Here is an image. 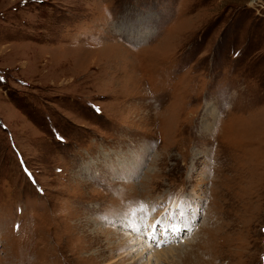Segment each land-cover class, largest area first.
Listing matches in <instances>:
<instances>
[{
  "label": "rangeland",
  "instance_id": "rangeland-1",
  "mask_svg": "<svg viewBox=\"0 0 264 264\" xmlns=\"http://www.w3.org/2000/svg\"><path fill=\"white\" fill-rule=\"evenodd\" d=\"M0 77V264H264V0H0Z\"/></svg>",
  "mask_w": 264,
  "mask_h": 264
},
{
  "label": "snow or ice",
  "instance_id": "snow-or-ice-1",
  "mask_svg": "<svg viewBox=\"0 0 264 264\" xmlns=\"http://www.w3.org/2000/svg\"><path fill=\"white\" fill-rule=\"evenodd\" d=\"M0 79H3V77H0ZM99 110V109H97ZM22 165H23V161H21ZM24 171L27 175H29V177L31 178V173L29 172V170L27 169V167H24ZM101 219L107 220V217H101ZM114 226L119 227L120 225L118 224L117 219H113L110 221ZM159 224V221H157V225ZM159 231V229L157 228L155 231H153L151 233L152 236V241H151V245L155 246V247H160L163 244L167 243V240L163 237V234H160L159 236L157 235V232ZM147 233H145V239H147ZM182 240V237L180 238Z\"/></svg>",
  "mask_w": 264,
  "mask_h": 264
},
{
  "label": "bare ground",
  "instance_id": "bare-ground-1",
  "mask_svg": "<svg viewBox=\"0 0 264 264\" xmlns=\"http://www.w3.org/2000/svg\"><path fill=\"white\" fill-rule=\"evenodd\" d=\"M180 230V229H179ZM179 230H177V232L176 233H178V231ZM174 231H175V227H174ZM175 233V234H176ZM135 244L137 245V247H136V255H138L137 257L138 258H140V252L142 253L146 248H147V245H146V243H144V242H139V240H137V241H135ZM135 248V247H134ZM160 253V252H159ZM162 253H160V255H161ZM127 255H129V254H127ZM126 254L125 255H122V256H120L119 258H118V260L119 261H117V262H115L116 264H124L125 263V261L127 260V259H129L128 258V256H127ZM154 257H156V259H158V257H160L159 255L158 256H154ZM153 257V258H154ZM134 258H136V256L134 257ZM138 260L139 259H137L135 262H138ZM146 261H147V263H149V261H150V258L148 257L147 259H146ZM114 263V264H115ZM134 262H132V263H130V264H133ZM139 263H141V262H139Z\"/></svg>",
  "mask_w": 264,
  "mask_h": 264
}]
</instances>
